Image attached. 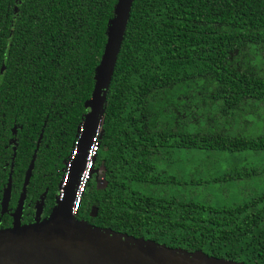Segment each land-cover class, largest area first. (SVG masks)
Here are the masks:
<instances>
[{"label":"trees","instance_id":"16d2710c","mask_svg":"<svg viewBox=\"0 0 264 264\" xmlns=\"http://www.w3.org/2000/svg\"><path fill=\"white\" fill-rule=\"evenodd\" d=\"M116 1L0 0V149L12 162L13 199L23 176L17 205L25 189L29 203L42 200L44 216L33 221L56 206ZM263 107L264 0H131L96 172L74 216L168 247L264 264V189L231 204L196 190L256 173L238 167L235 153L264 151V134L240 132ZM8 138L12 149L3 147ZM203 150L227 155L212 177L205 156L194 155Z\"/></svg>","mask_w":264,"mask_h":264},{"label":"water","instance_id":"95a60500","mask_svg":"<svg viewBox=\"0 0 264 264\" xmlns=\"http://www.w3.org/2000/svg\"><path fill=\"white\" fill-rule=\"evenodd\" d=\"M130 3L131 0H117L109 20L92 90L77 127L73 166L64 195L60 199L56 196V206L47 218L28 224H19L16 220L11 227L0 228V264H244L95 226L70 213L72 194L87 146L93 133L100 128L105 94Z\"/></svg>","mask_w":264,"mask_h":264},{"label":"rangeland","instance_id":"374dc122","mask_svg":"<svg viewBox=\"0 0 264 264\" xmlns=\"http://www.w3.org/2000/svg\"><path fill=\"white\" fill-rule=\"evenodd\" d=\"M252 117V118H251ZM248 123L241 124L242 129H240L241 134L249 137H256L258 135L264 134V107L260 110L254 111L248 119ZM232 131L238 129L237 126H233ZM236 133V132H235ZM202 152V153H201ZM200 155H204V163L209 165L210 171L209 176H214L216 172H213L215 165L220 167L225 164V159L227 155L224 152L215 151H196ZM246 156V160L243 157ZM183 157L190 158L192 162H195V158L190 155V152H186ZM220 157V159H218ZM236 159H239L237 163L238 167H244L246 172H256L251 173L244 181L240 182L238 185H230V183L224 184H208L206 186H200L196 190L204 193L205 197L210 201H218L219 203L231 204L234 202L243 201L248 193L259 192L264 189V151L254 152V151H239L235 153ZM240 157V158H239ZM208 158V159H207ZM202 158H198V160ZM220 160V161H217ZM95 176L97 184H101V170H99ZM244 177V176H243ZM242 177V178H243ZM61 188V186H60ZM59 188V189H60ZM59 199V197H58Z\"/></svg>","mask_w":264,"mask_h":264},{"label":"flooded vegetation","instance_id":"af4514ba","mask_svg":"<svg viewBox=\"0 0 264 264\" xmlns=\"http://www.w3.org/2000/svg\"><path fill=\"white\" fill-rule=\"evenodd\" d=\"M13 142L14 141L12 138H8L6 144L3 145V147H9L10 149H12V144H14ZM5 152L6 151H2L0 149V228L11 227L16 220L19 222V224H28L31 223L34 218L41 219V217L44 216L42 200L37 201V199H35L32 204L29 203L26 189L24 191L22 201L19 203V205H17V198L20 192L23 176L22 180L20 181L16 198L13 199V197L11 196L12 184L9 180V175L12 162H8L4 159ZM10 159L12 160V155ZM5 168H7V171H5ZM3 171L5 173L4 179ZM38 207V213H36Z\"/></svg>","mask_w":264,"mask_h":264},{"label":"built area","instance_id":"2783aa9c","mask_svg":"<svg viewBox=\"0 0 264 264\" xmlns=\"http://www.w3.org/2000/svg\"><path fill=\"white\" fill-rule=\"evenodd\" d=\"M99 128L96 129V131L93 133V135L90 138L89 144L86 149V153L84 156V161L82 165V169L80 170L78 176H77V184L75 185V189L72 194V201L70 202V213L72 215H75L77 208L79 206V203L81 201L82 195L86 189L87 182L90 180L93 170H94V159L98 150L99 142ZM77 138V137H76ZM75 145L72 148L68 159L65 161L64 167L62 168V179L59 185V188L57 190L56 196L62 198L65 192V188L68 185L69 182V176H70V170L73 166V156L75 154Z\"/></svg>","mask_w":264,"mask_h":264}]
</instances>
